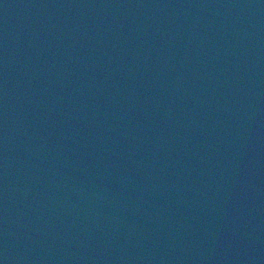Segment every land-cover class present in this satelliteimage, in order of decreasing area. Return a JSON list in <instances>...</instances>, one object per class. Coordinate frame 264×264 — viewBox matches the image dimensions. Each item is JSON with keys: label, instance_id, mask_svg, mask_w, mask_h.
Instances as JSON below:
<instances>
[{"label": "water", "instance_id": "95a60500", "mask_svg": "<svg viewBox=\"0 0 264 264\" xmlns=\"http://www.w3.org/2000/svg\"><path fill=\"white\" fill-rule=\"evenodd\" d=\"M0 264H264V0H0Z\"/></svg>", "mask_w": 264, "mask_h": 264}]
</instances>
